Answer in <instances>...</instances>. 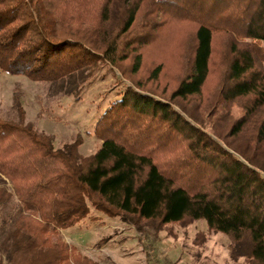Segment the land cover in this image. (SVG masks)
Listing matches in <instances>:
<instances>
[{
  "label": "trees",
  "instance_id": "trees-1",
  "mask_svg": "<svg viewBox=\"0 0 264 264\" xmlns=\"http://www.w3.org/2000/svg\"><path fill=\"white\" fill-rule=\"evenodd\" d=\"M165 32L178 44L169 54L157 44ZM262 41L264 0H0V71L80 76L77 96L104 63L130 81L101 114L102 144L88 156L80 140L56 147L22 118L0 116V173L13 184L0 187V217L19 202L0 254L61 264L52 235L97 211L153 241L172 223L205 219L230 238L232 259L264 264ZM165 58L181 75L168 96L138 76L155 63L157 80Z\"/></svg>",
  "mask_w": 264,
  "mask_h": 264
},
{
  "label": "rangeland",
  "instance_id": "rangeland-1",
  "mask_svg": "<svg viewBox=\"0 0 264 264\" xmlns=\"http://www.w3.org/2000/svg\"><path fill=\"white\" fill-rule=\"evenodd\" d=\"M175 42L165 32L157 44L168 47L169 54L177 49ZM259 44L264 49V41ZM162 62L165 73L157 80L150 77L155 63L146 66L138 76L146 88L155 87L156 91L168 96L179 81L180 69L173 71L174 60L169 58L162 59ZM120 75L118 69L104 63L77 96L75 89L82 83L80 76L70 81L51 82L0 71V116L14 121L22 118L23 123L54 137L56 147L80 140V153L91 155L102 144V139L95 133L101 114L130 82L120 80ZM213 85L214 79L208 87V94ZM70 89L74 91L70 93ZM197 104L192 107L199 111ZM234 114H240V110L235 108ZM172 156L163 155L161 161L166 164ZM12 185L0 173V187L12 190ZM18 204L17 197H14L2 209L0 239L13 226ZM93 214L52 235V242L60 241L63 245L61 264H248L245 258L232 259L230 238L223 232L211 230L205 219L172 223L160 232L158 240L153 241L145 238L135 225L119 217L97 211ZM0 264L10 263L0 254Z\"/></svg>",
  "mask_w": 264,
  "mask_h": 264
}]
</instances>
